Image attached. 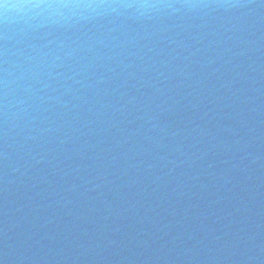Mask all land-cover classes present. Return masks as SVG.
Here are the masks:
<instances>
[{"label":"water","instance_id":"water-1","mask_svg":"<svg viewBox=\"0 0 264 264\" xmlns=\"http://www.w3.org/2000/svg\"><path fill=\"white\" fill-rule=\"evenodd\" d=\"M0 264H264V0H0Z\"/></svg>","mask_w":264,"mask_h":264}]
</instances>
